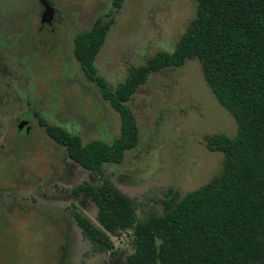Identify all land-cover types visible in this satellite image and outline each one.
Listing matches in <instances>:
<instances>
[{
  "label": "rangeland",
  "instance_id": "obj_1",
  "mask_svg": "<svg viewBox=\"0 0 264 264\" xmlns=\"http://www.w3.org/2000/svg\"><path fill=\"white\" fill-rule=\"evenodd\" d=\"M52 24H42L41 0H0V264H128L132 231L97 252L74 219L97 223L98 210L81 184L108 180L135 200L144 220L164 201L209 184L224 155L207 138L233 137L238 126L208 86L201 63L153 73L129 102L139 145L120 164L94 175L71 160L40 119L81 137L112 142L120 115L103 99L75 57V39L111 14L114 24L96 58L98 74L115 89L158 53H172L195 19L198 0H48ZM109 20V19H108ZM21 122L28 125L18 129ZM29 129V132L27 131Z\"/></svg>",
  "mask_w": 264,
  "mask_h": 264
},
{
  "label": "trees",
  "instance_id": "obj_2",
  "mask_svg": "<svg viewBox=\"0 0 264 264\" xmlns=\"http://www.w3.org/2000/svg\"><path fill=\"white\" fill-rule=\"evenodd\" d=\"M124 0H113L119 10ZM195 19L172 53H158L115 89L98 74L95 61L114 20L99 18L75 39L74 54L86 77L119 113L121 133L112 142L81 137L61 126L40 125L71 160L94 175L120 164L139 145V128L129 102L150 75L201 63L219 104L235 119L233 137L207 138L212 152L224 155V170L209 184L164 201V212L144 220L134 199L108 180L81 184L74 192L96 205L97 223L81 212L74 219L97 252H111L113 237L132 231L128 264H264V0H198ZM109 19V20H108Z\"/></svg>",
  "mask_w": 264,
  "mask_h": 264
},
{
  "label": "water",
  "instance_id": "obj_3",
  "mask_svg": "<svg viewBox=\"0 0 264 264\" xmlns=\"http://www.w3.org/2000/svg\"><path fill=\"white\" fill-rule=\"evenodd\" d=\"M41 4L44 6V13L42 15V20L41 23L42 24H48L51 25L52 24V19L54 17V8H52V6L50 5V3L48 2V0H41ZM28 125V122H21L18 125V129L22 130L24 129L26 126ZM27 131L29 132V129H27Z\"/></svg>",
  "mask_w": 264,
  "mask_h": 264
}]
</instances>
